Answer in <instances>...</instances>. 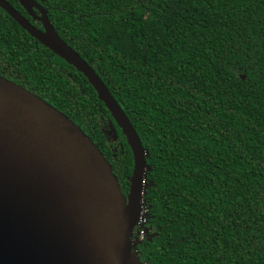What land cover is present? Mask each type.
I'll return each mask as SVG.
<instances>
[{"label": "trees", "instance_id": "16d2710c", "mask_svg": "<svg viewBox=\"0 0 264 264\" xmlns=\"http://www.w3.org/2000/svg\"><path fill=\"white\" fill-rule=\"evenodd\" d=\"M35 1L146 151L140 260L264 264V0ZM0 75L77 124L128 190L132 151L92 85L1 7Z\"/></svg>", "mask_w": 264, "mask_h": 264}, {"label": "water", "instance_id": "95a60500", "mask_svg": "<svg viewBox=\"0 0 264 264\" xmlns=\"http://www.w3.org/2000/svg\"><path fill=\"white\" fill-rule=\"evenodd\" d=\"M17 1L42 29L6 0L0 7L86 77L125 136L134 168L124 195L111 165L77 124L0 75V264H144L131 240L148 170L141 140L98 74L60 38L47 10L35 0Z\"/></svg>", "mask_w": 264, "mask_h": 264}, {"label": "rangeland", "instance_id": "374dc122", "mask_svg": "<svg viewBox=\"0 0 264 264\" xmlns=\"http://www.w3.org/2000/svg\"><path fill=\"white\" fill-rule=\"evenodd\" d=\"M144 213H145V211H143V213H142V221L135 228L136 232L138 233V235H141V236H143V235H145L146 233L149 232V230L147 228H142L143 225L146 223V218H145V214Z\"/></svg>", "mask_w": 264, "mask_h": 264}, {"label": "flooded vegetation", "instance_id": "af4514ba", "mask_svg": "<svg viewBox=\"0 0 264 264\" xmlns=\"http://www.w3.org/2000/svg\"><path fill=\"white\" fill-rule=\"evenodd\" d=\"M117 142V140L116 141H113V143H116ZM119 182V181H118ZM129 188H130V184H129ZM129 188H128V190L127 191H125L124 189L122 190L121 189V186H120V189H121V191H122V193L124 194V195H128V192H129ZM143 199V198H142ZM143 203V202H142ZM143 205V204H142Z\"/></svg>", "mask_w": 264, "mask_h": 264}, {"label": "built area", "instance_id": "2783aa9c", "mask_svg": "<svg viewBox=\"0 0 264 264\" xmlns=\"http://www.w3.org/2000/svg\"><path fill=\"white\" fill-rule=\"evenodd\" d=\"M143 211H145V210H143V205H142L141 214H140L139 222H138L137 225H139L140 222L142 221V213H143ZM140 236H141V235H140Z\"/></svg>", "mask_w": 264, "mask_h": 264}]
</instances>
